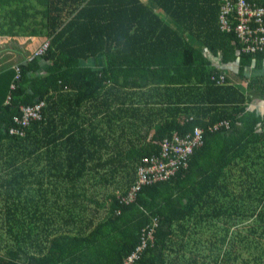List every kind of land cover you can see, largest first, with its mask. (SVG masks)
<instances>
[{"label":"trees","instance_id":"16d2710c","mask_svg":"<svg viewBox=\"0 0 264 264\" xmlns=\"http://www.w3.org/2000/svg\"><path fill=\"white\" fill-rule=\"evenodd\" d=\"M152 1L166 18L143 0H0V36L14 47L0 70V158L13 165L0 178V264H122L149 224L154 235L132 264H264V115L249 108L254 97L264 103V50L241 51L235 12L223 30L220 12L175 17L194 9ZM20 36L49 46L29 54ZM100 56L101 68L82 64ZM42 99L40 120L15 122ZM221 120L229 127H215ZM197 126L203 141L187 166L123 201L144 159ZM54 168L65 173L35 175ZM30 171L40 187L24 193Z\"/></svg>","mask_w":264,"mask_h":264},{"label":"built area","instance_id":"2783aa9c","mask_svg":"<svg viewBox=\"0 0 264 264\" xmlns=\"http://www.w3.org/2000/svg\"><path fill=\"white\" fill-rule=\"evenodd\" d=\"M235 12L237 22L235 31L240 38L241 51L254 53L264 50V3L258 0H222L220 9L221 29L231 30L229 16ZM49 46L46 41L36 54L43 53ZM217 84H222L225 80V74H220L217 78L212 76ZM13 87V86H12ZM45 100H40L34 105L21 106L22 116L15 117V122L26 127L34 120L42 118V107ZM224 125L229 127L228 120H221L215 125ZM11 132H20L17 127H12ZM203 141V129L197 126L193 131L180 135L179 133L171 137H166L162 143L160 152L151 158H145L144 163L149 166L139 169V179L134 183L133 188L127 196L122 198L125 202H134L138 197V191L145 184L161 181L174 176L183 166L188 164V156L194 150V147L200 145ZM155 227L146 225L143 228L140 245L127 257L122 264H132L140 256L148 239H152Z\"/></svg>","mask_w":264,"mask_h":264},{"label":"crops","instance_id":"0c3cea01","mask_svg":"<svg viewBox=\"0 0 264 264\" xmlns=\"http://www.w3.org/2000/svg\"><path fill=\"white\" fill-rule=\"evenodd\" d=\"M163 1H164V3L169 2V0H163ZM172 1L174 4H176V2H177L176 0H172ZM143 2H145V4L149 8H151L154 12H156L158 15L165 17V18L167 17L166 10L164 8H162V6H160L159 4L155 3L152 0H143ZM182 2H183V4L191 5L194 10H190V11L187 10L186 11V10H184V8H182L181 10L171 13V15L170 14H168V15L169 16H175V17H178V16L182 17V16L193 15V14L199 15L204 11V12H212L211 15L213 18H215L216 14H219V12H220L219 0H182ZM168 22L171 23L172 25H174V27L178 30H181L183 28L181 23H178L177 20L176 21L172 20L171 17L168 20ZM203 22L205 23L207 29H209L210 22H205V21H203ZM10 40H12V38L10 36H0V70L4 65H6L8 63L7 58H11L10 49H14V47H13V45H11L13 43L9 42ZM13 40H14V38H13ZM17 40L19 41L20 45L22 46L21 48L24 47L23 49H25L26 52H28L29 54H32L38 48H41L42 44H44L45 41H49L50 39H48L47 36H20V37H17ZM201 47L204 51V54L209 56L212 59L213 63H215L216 65H222V64H220V62H221L220 56L213 55L207 46L201 45ZM28 56H26V57H28ZM103 61L104 60H103L102 56H100V58H98L99 66H96L95 58L90 57L87 60H83L82 64L86 65V66H93L94 68H101L104 64ZM253 65H255V63H253ZM226 67H227L226 71L228 73V76L232 79V81L234 83L246 86V84L243 82V80L237 74L236 66H233L229 63L226 65ZM248 70H250V68ZM251 106L254 108L258 107L262 111V113H261V111H260V113L264 114V103L261 102V98L254 97L249 104V108ZM81 120H82V118H81ZM68 122L70 123L71 119ZM84 125L86 126L87 124H84ZM244 142L246 143V149L248 147L247 151L251 150L252 147L250 145H247V141L245 139H244ZM114 151H115V149H114ZM65 152H66V150L64 152L60 151V153L58 154V157L54 158V159L55 160L62 159L65 156V154H64ZM5 157L6 156H3L0 158V161L2 162V163H0V178L9 177V175L12 172V168H13V165L11 164L12 159L10 161L4 163V161L6 160ZM69 172L71 175L73 174V171L70 170ZM64 173H65L64 169H58V168H54L52 170L38 169L36 171L35 175L38 177L58 178V177L62 176ZM26 181L27 182L23 181L22 185H21V188L24 191H26L24 193L35 192L36 188L40 187V184H38L35 180V176L33 174V171H30L29 175L27 176ZM56 181H58V180L55 179L53 182L55 183ZM54 183L52 184V188L55 189V187H57L56 191H58V187H60V185L57 184L55 186ZM70 186H71V184H70ZM38 192H40V191L38 190L37 193ZM28 202L23 201L22 203H28ZM28 204L30 207H34L37 205L38 208L42 209L44 207H49V205L51 207H55L57 203L50 202L46 205V203H44L42 201H33L32 200V202H30ZM0 206H3V204H1V202H0ZM35 221H36V223H33V224L38 226L39 225L38 215L36 216Z\"/></svg>","mask_w":264,"mask_h":264},{"label":"bare ground","instance_id":"6f19581e","mask_svg":"<svg viewBox=\"0 0 264 264\" xmlns=\"http://www.w3.org/2000/svg\"><path fill=\"white\" fill-rule=\"evenodd\" d=\"M262 3V2H261ZM235 23V22H234ZM234 23H233V25H234ZM225 32V31H224ZM104 37V36H103ZM114 42V41H113ZM116 44V43H115ZM117 47V46H116ZM261 53V52H260ZM241 54V53H240ZM240 59V58H239ZM261 67V66H260ZM217 75H219L218 73H217ZM226 80V79H225ZM264 115V114H263ZM175 132V131H174ZM171 134V133H170ZM156 154V153H155ZM134 249H135V247H134Z\"/></svg>","mask_w":264,"mask_h":264},{"label":"water","instance_id":"95a60500","mask_svg":"<svg viewBox=\"0 0 264 264\" xmlns=\"http://www.w3.org/2000/svg\"><path fill=\"white\" fill-rule=\"evenodd\" d=\"M253 63H255V60H253Z\"/></svg>","mask_w":264,"mask_h":264}]
</instances>
